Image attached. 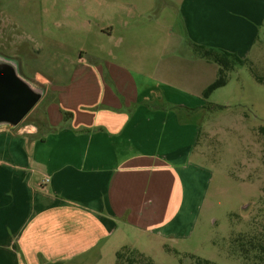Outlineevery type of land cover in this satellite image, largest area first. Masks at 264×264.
Instances as JSON below:
<instances>
[{"label": "crops", "instance_id": "crops-1", "mask_svg": "<svg viewBox=\"0 0 264 264\" xmlns=\"http://www.w3.org/2000/svg\"><path fill=\"white\" fill-rule=\"evenodd\" d=\"M170 1L188 43L238 56L251 51L264 22V0ZM103 32L112 38L114 30ZM78 56L67 80L33 78L53 95L45 107L51 131L0 129V264H18L19 252L50 258L59 244L125 226L177 237L194 219L197 191L185 170L199 137L198 105L156 69L114 61L123 54L90 64ZM191 169L195 183L198 167Z\"/></svg>", "mask_w": 264, "mask_h": 264}, {"label": "rangeland", "instance_id": "rangeland-1", "mask_svg": "<svg viewBox=\"0 0 264 264\" xmlns=\"http://www.w3.org/2000/svg\"><path fill=\"white\" fill-rule=\"evenodd\" d=\"M177 7L170 0H0V55L14 59L23 77L37 83L42 79L34 80L36 73L51 82L67 80L78 55L90 64L123 54L114 61L144 72L156 69V78L184 89L200 115L185 170L186 184L197 191L190 202L194 219L177 237L161 239L125 226L107 237L59 244L50 258L45 252L28 260L19 252L18 264H115L117 252L126 247L154 264H190L191 255L216 264H246L228 241L243 229L264 188V22L251 51L235 55L242 63L232 62L224 85L206 93L219 66L194 52ZM108 26L112 38L104 35ZM52 97L45 93L17 128L37 125L43 133ZM191 166L198 167L195 183Z\"/></svg>", "mask_w": 264, "mask_h": 264}, {"label": "trees", "instance_id": "trees-1", "mask_svg": "<svg viewBox=\"0 0 264 264\" xmlns=\"http://www.w3.org/2000/svg\"><path fill=\"white\" fill-rule=\"evenodd\" d=\"M192 48L199 57L211 60L219 66L218 77L206 89V93L223 86L225 83V72L231 70L234 63H242L234 54L225 51H216L195 44H192ZM205 94L204 97H206ZM63 118L66 121L69 115L64 113ZM41 124L46 131H51L46 125V122ZM256 205L251 217L248 220L246 219L243 229L237 231L228 241L230 251L233 255L241 258L246 264H264V188ZM116 257L115 264H154L144 254L128 247L122 248L117 252ZM191 257H193V260L190 264H216L196 256L191 255Z\"/></svg>", "mask_w": 264, "mask_h": 264}, {"label": "water", "instance_id": "water-1", "mask_svg": "<svg viewBox=\"0 0 264 264\" xmlns=\"http://www.w3.org/2000/svg\"><path fill=\"white\" fill-rule=\"evenodd\" d=\"M44 94L42 85L20 74L14 59L0 55V129L17 128Z\"/></svg>", "mask_w": 264, "mask_h": 264}]
</instances>
